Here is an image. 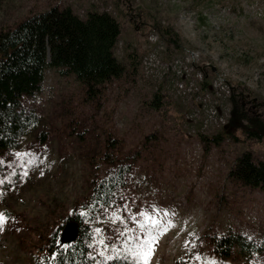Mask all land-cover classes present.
<instances>
[{
	"label": "rangeland",
	"instance_id": "374dc122",
	"mask_svg": "<svg viewBox=\"0 0 264 264\" xmlns=\"http://www.w3.org/2000/svg\"><path fill=\"white\" fill-rule=\"evenodd\" d=\"M55 4L83 18L92 10L117 17L115 52L127 71L89 102L74 74L49 67L40 91L23 99L38 123L0 157V264L34 263L37 245L89 191L91 149L108 134L138 161L117 203L89 222L98 260L264 264L239 247L220 258L210 239L235 232L262 241L264 190L234 182L229 171L246 150L264 160V143L240 129L237 139L207 147L201 138L228 124L234 94L264 113V0H0V28ZM157 23L177 33L180 47ZM155 132L157 143H144Z\"/></svg>",
	"mask_w": 264,
	"mask_h": 264
},
{
	"label": "trees",
	"instance_id": "16d2710c",
	"mask_svg": "<svg viewBox=\"0 0 264 264\" xmlns=\"http://www.w3.org/2000/svg\"><path fill=\"white\" fill-rule=\"evenodd\" d=\"M156 25L169 44L180 47L179 37L170 26ZM121 31L120 21L108 11L92 10L83 18L71 6L58 4L0 28V157L17 147L38 123L37 113L25 109L23 99L40 91L47 68L74 74L84 88L85 101L89 102L98 100L110 82L126 74L127 67L115 52ZM207 83L204 80L203 87ZM162 100L158 91L151 104L160 107ZM232 102L228 124L215 135L202 134L204 145L219 144L226 137L237 139L238 129L246 138L264 143V113H252L235 94ZM155 135L156 132L147 135L144 143L149 139L157 143ZM89 157L95 169L89 191L76 199L73 215L66 218L78 221V237L69 243L61 242L65 223L59 224L37 245L33 264H141L120 256L98 260L90 246L93 230L89 224L117 203L138 161V152L125 149L121 139L108 134L101 147H92ZM102 166L106 167L103 174ZM229 176L236 183L264 190V160L246 150L235 159ZM210 239L220 258L232 257L235 247L246 258L255 253L264 256V237L256 242L243 234L227 232L212 234Z\"/></svg>",
	"mask_w": 264,
	"mask_h": 264
},
{
	"label": "water",
	"instance_id": "95a60500",
	"mask_svg": "<svg viewBox=\"0 0 264 264\" xmlns=\"http://www.w3.org/2000/svg\"><path fill=\"white\" fill-rule=\"evenodd\" d=\"M79 234V223L76 220H69L64 224L61 231V242L69 243L74 241Z\"/></svg>",
	"mask_w": 264,
	"mask_h": 264
}]
</instances>
